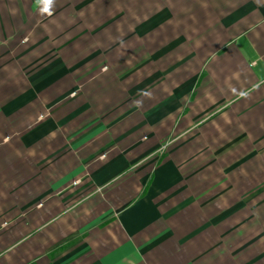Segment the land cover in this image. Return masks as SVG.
Wrapping results in <instances>:
<instances>
[{"label":"crops","instance_id":"1","mask_svg":"<svg viewBox=\"0 0 264 264\" xmlns=\"http://www.w3.org/2000/svg\"><path fill=\"white\" fill-rule=\"evenodd\" d=\"M74 1L0 0V264H237L185 140H264V0Z\"/></svg>","mask_w":264,"mask_h":264},{"label":"rangeland","instance_id":"2","mask_svg":"<svg viewBox=\"0 0 264 264\" xmlns=\"http://www.w3.org/2000/svg\"><path fill=\"white\" fill-rule=\"evenodd\" d=\"M131 1L136 2L134 5L135 7L138 6V22H140V20L145 19V9L149 2H153L152 0H89V4L99 5L101 11L103 8L108 10L102 12L105 14V17L107 16L105 20L102 19L103 16L100 17V13L95 18L96 21H93V26L97 24L100 26L106 21L114 20V17L119 13L122 18H124L125 14L128 15L130 12L128 6ZM80 2L81 0L74 1V3ZM154 3L156 4V1H154ZM157 3H161V0H158ZM126 20H128V17ZM176 115L177 114H175V116ZM3 121V114L0 112V134L4 133L6 135L8 134V130L5 128ZM194 125L195 124L190 127L192 128ZM200 125L197 127L200 128ZM178 127L179 120L176 118L175 122L171 124L169 137L175 138L177 136ZM186 129L187 128H181V131L183 132ZM187 130L189 131V129ZM3 136L4 135L0 136V143L3 142ZM196 138H187L185 142L186 145L195 144L196 149L204 148L200 152L201 155L194 156L193 158L204 168V170L199 172V175H204V181H202L203 196L206 195V192H209V194L205 196L207 198L204 199H212V205L217 207V213H222V215L225 214L226 211L230 212L231 215H235L238 211L243 210L244 212L241 211L237 217V219H242L243 215L245 216V212L249 213L244 217V219H246L248 216V226H242V221H238V225L233 222V226L235 227L234 241H232L231 235H222L218 239L217 246L222 247L224 244H232L234 252L226 253L225 251H218L217 255L226 254L221 259L228 257L235 260L237 264H264V140L246 141L244 139H223L217 140L212 148L205 142L204 138L202 139L201 147H198L199 143H201V139L197 140ZM158 142H161L160 145L164 144L165 148L163 149L166 150L167 143L169 144V138L167 140L164 139L163 142L161 140ZM247 142L249 144H247ZM210 148L216 151L209 150ZM194 152L198 154V150ZM213 162L217 165L215 171L213 170V166L210 168V164ZM242 165L248 170L241 171L240 168ZM210 169H212V171H210ZM1 185L2 182L0 179V195L4 191ZM69 204H72V202H69ZM44 207V203L37 204L36 202L27 207V212L37 211V208L43 209ZM28 215L29 214L26 215V228L34 232L43 222L37 221V218L28 219ZM6 222V219L2 220V218H0V225ZM10 222L11 227L13 221ZM1 238L0 236V239ZM29 239H35V243H39L37 236L34 238L33 236H27L26 241ZM39 254L38 252L37 259L39 258Z\"/></svg>","mask_w":264,"mask_h":264},{"label":"clouds","instance_id":"3","mask_svg":"<svg viewBox=\"0 0 264 264\" xmlns=\"http://www.w3.org/2000/svg\"><path fill=\"white\" fill-rule=\"evenodd\" d=\"M37 3L42 5V7L40 8V13L42 15L43 14H47L48 16L52 15L55 0H37ZM142 95H149V94L147 92H143ZM136 103L139 104L140 102L137 101Z\"/></svg>","mask_w":264,"mask_h":264}]
</instances>
